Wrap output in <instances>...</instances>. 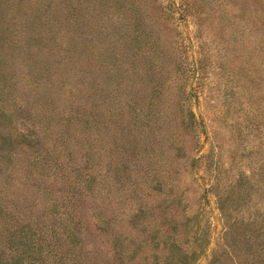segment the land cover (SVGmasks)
<instances>
[{
	"label": "rangeland",
	"instance_id": "rangeland-1",
	"mask_svg": "<svg viewBox=\"0 0 264 264\" xmlns=\"http://www.w3.org/2000/svg\"><path fill=\"white\" fill-rule=\"evenodd\" d=\"M263 239L264 0H0V264Z\"/></svg>",
	"mask_w": 264,
	"mask_h": 264
},
{
	"label": "trees",
	"instance_id": "trees-1",
	"mask_svg": "<svg viewBox=\"0 0 264 264\" xmlns=\"http://www.w3.org/2000/svg\"><path fill=\"white\" fill-rule=\"evenodd\" d=\"M261 245H260V247L259 248H261L260 249V251H261V253H260V256H259V258L257 257V259H255V262L253 263V264H264V249H262L263 247H264V239L263 240H261ZM251 244H252V247H251V249L250 250H252V248L253 247H255V242H251ZM250 252V254H252L251 253V251H249ZM248 260V259H247ZM248 264V263H247Z\"/></svg>",
	"mask_w": 264,
	"mask_h": 264
}]
</instances>
